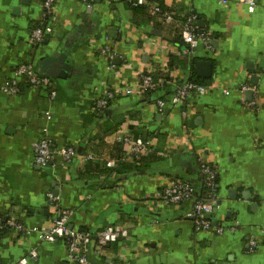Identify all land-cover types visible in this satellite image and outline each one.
<instances>
[{"label": "crops", "instance_id": "crops-1", "mask_svg": "<svg viewBox=\"0 0 264 264\" xmlns=\"http://www.w3.org/2000/svg\"><path fill=\"white\" fill-rule=\"evenodd\" d=\"M149 1L172 12L175 22L168 25L148 6L135 10L129 0L90 5L58 0L53 36L32 50L28 40L43 19L45 0H0V76L9 77L17 65L32 62L58 92L47 121L45 92L21 86L18 96H8L0 90V215L30 229L51 228L57 217L49 195L57 190V207L74 211L70 226L75 230L97 231L120 221L133 225L130 238L113 246L112 259L97 257L91 248L93 264H264V0H255L253 11L241 0H225L228 7L221 0ZM191 14L210 33L213 50L200 44L187 62L188 46L176 41L183 42L178 24ZM105 46L117 55L122 81L132 85L138 72L151 66L165 71L167 90L121 98L95 113L98 98L120 80L100 54ZM64 53L67 59L62 60ZM194 59L213 63L210 86L197 77ZM193 75L207 93L159 113L157 100ZM244 84L255 90L242 94L238 88ZM224 89L231 91L224 94ZM44 127L57 148H76L68 169L58 157L47 170L35 163L34 143ZM188 132L198 139L192 152H180ZM118 134L153 139L154 153L139 160L144 172L135 171L140 167L129 156L118 162L119 171L107 172V160L128 151L117 143ZM89 153L97 160L85 162ZM202 155L217 169L218 212L211 216L210 229L197 231L188 217L192 202L157 210L145 206L143 200L175 179L204 193ZM220 227L230 231L221 234ZM33 248L39 255L28 264H68L63 241L42 242L37 232L13 230L0 236V263L15 264ZM139 249L145 250L142 257L136 255Z\"/></svg>", "mask_w": 264, "mask_h": 264}, {"label": "built area", "instance_id": "built-area-1", "mask_svg": "<svg viewBox=\"0 0 264 264\" xmlns=\"http://www.w3.org/2000/svg\"><path fill=\"white\" fill-rule=\"evenodd\" d=\"M81 4L90 5L95 0H76ZM58 0H45L43 19L38 24L33 26L30 38L28 40L29 46L32 50L46 44L48 39L53 36L55 31V5ZM111 4L110 0H107ZM133 6H148L151 9V14L162 15L164 21L170 25L175 22V15L172 12L165 11L160 6H153L149 0H129ZM222 5L228 7V2L221 0ZM242 5H246L250 11L255 10L257 3L255 0H241ZM198 17L195 14L187 15L185 19L180 22V38L188 46L185 51L190 54L191 50L202 44L208 51L213 50L211 46L210 33L201 30L197 25ZM170 51L165 52V57L169 55ZM102 57L109 61V71L115 74V78L120 79L118 85L112 89L106 90L105 94L98 98L93 108L95 113H101L109 110L121 98H132L144 96L149 93L164 92L170 85L168 76L162 69L154 67H147L141 69L132 85H128L121 80V73L118 71L115 60L117 55L113 53L110 47L105 46L100 49ZM26 86L37 93L45 92L47 94L48 107L44 112L46 120L52 119L53 104L58 96L57 89L53 86L52 80L48 76L38 74L35 65L32 62H22L17 65L11 76L2 78L0 76V90L8 96H18L20 87ZM255 90L247 84L238 88L242 94L248 91ZM208 88L193 82H186L173 93L164 94L162 98L157 100V108L159 113L163 114L169 107L178 106L185 102L188 98L194 95H204ZM230 89H224V94H229ZM250 107L256 106L255 102L249 104ZM187 117V114H183ZM138 120L134 124L138 125ZM198 137L192 132H188L182 139L180 152H192L194 143ZM116 141L119 145H126L128 151H125L121 156L107 160L106 165L109 168H115L120 160H128L127 156L133 160V164L138 165L137 162L144 157L154 153V142L151 138L136 137L131 134H118ZM35 163L42 169L47 170L49 167L56 166L57 157L60 159L59 165L68 169L74 159L76 158V148L70 145L56 147L54 142L48 137V129L44 127L40 138L34 143ZM85 162H94L97 160L92 153L84 156ZM202 161V175L206 184V194L202 198L197 197L195 188L188 182L179 180H172L169 186L163 188L156 195L143 200L148 209H161L173 205H180L185 202H192V208L188 217L193 221L197 231L208 230L212 226V214L218 205L217 192V169L216 164L209 162L205 156H201ZM50 203L54 206L60 203L61 197L59 195L50 194ZM56 217L54 225L51 228L36 227L30 229L24 226L15 218L0 217V236L5 230H13L17 233H27L30 231L37 232L42 242L54 243L55 241H63L67 250L68 264H93L88 254L93 248L95 255L99 258L112 259L114 257L113 246L121 241L130 238V232L133 227L129 222H117L97 231L83 232L80 230L70 229V221L74 216V211L64 208L56 209ZM219 233L224 234L230 231L225 227L219 228ZM252 247H256L257 242H250ZM144 249H139L137 256L142 257ZM39 255L36 248L31 249L29 256L21 259L15 264H28L30 260H34ZM1 264V263H0Z\"/></svg>", "mask_w": 264, "mask_h": 264}, {"label": "water", "instance_id": "water-1", "mask_svg": "<svg viewBox=\"0 0 264 264\" xmlns=\"http://www.w3.org/2000/svg\"><path fill=\"white\" fill-rule=\"evenodd\" d=\"M98 1H102V0H98ZM24 4H27L26 0H24ZM154 33L155 34H158V32H154ZM165 38L168 39V40H172V38L169 37V36H166ZM176 42L178 44H180L181 46H185V43L184 42H181V41H176ZM57 55H61V54L59 53ZM63 59H67L66 53L63 54L62 60ZM186 59H187V62H188L189 59H190V55L187 54L186 55ZM115 62H118V60H115ZM261 67L264 68V60L261 63ZM44 70H45V68H44ZM195 71H196V75H197L198 78L207 81L206 83H207L208 86H210L212 84L211 79H212V76H213V63L211 61L199 60L196 63V65H195ZM54 194L55 195H59V192L56 190ZM217 212H218V210L215 209L214 210V213L217 214ZM218 223H219L218 220H215V224H218ZM70 229L72 230V229H74V227L71 225L70 226Z\"/></svg>", "mask_w": 264, "mask_h": 264}, {"label": "trees", "instance_id": "trees-1", "mask_svg": "<svg viewBox=\"0 0 264 264\" xmlns=\"http://www.w3.org/2000/svg\"><path fill=\"white\" fill-rule=\"evenodd\" d=\"M131 5V7L132 8H134L135 10L137 9V10H141V9H144L143 7H141V6H133L132 4H130ZM199 60H197V59H194L193 60V64L195 65L197 62H198ZM190 82H193V83H196V84H199V85H202L203 83H202V81L200 80V79H198L195 75H193L192 77H191V79L189 80ZM121 152V151H120ZM123 153V152H122ZM145 158V157H144ZM143 159V158H142ZM142 163V162H141ZM137 164L138 165H136V166H139L140 168L139 169H137V170H135V171H137V173H141V172H144L145 171V163L144 164H141V166H140V162H137ZM124 169V168H123ZM127 169H128V167H127ZM117 171H119V168H109V169H107V172L108 173H115V172H117ZM179 181H183V182H186L187 183V181L186 180H184V179H182V178H180V179H178ZM196 193H197V191H196ZM205 194H206V189H205V192L204 193H202L201 195H199V194H197V197L198 198H202L203 196H205ZM56 208H53V209H55V211H56V209H57V205L55 206ZM2 215H0V217H1ZM5 219L6 218H8V217H4ZM6 231V230H5ZM5 231H3V232H5ZM80 231H83V232H89V231H91V230H89V229H87V228H81L80 229Z\"/></svg>", "mask_w": 264, "mask_h": 264}]
</instances>
